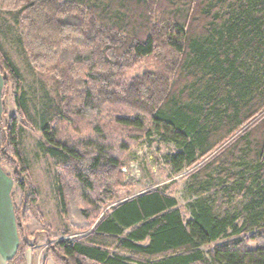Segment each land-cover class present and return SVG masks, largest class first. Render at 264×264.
<instances>
[{
  "label": "trees",
  "instance_id": "trees-1",
  "mask_svg": "<svg viewBox=\"0 0 264 264\" xmlns=\"http://www.w3.org/2000/svg\"><path fill=\"white\" fill-rule=\"evenodd\" d=\"M8 27L29 71L52 77L37 104L0 41L3 111L11 83L18 112L1 123L0 156L25 176L15 181L26 192L21 138L35 123L59 167L69 227L46 255L264 264V0H0V32ZM149 58L152 67L126 77ZM139 140L172 146L164 162L183 175L185 206L168 186L115 200L123 157ZM30 190L22 207L13 198L20 242L7 264L35 246L24 224L41 219Z\"/></svg>",
  "mask_w": 264,
  "mask_h": 264
},
{
  "label": "rangeland",
  "instance_id": "rangeland-1",
  "mask_svg": "<svg viewBox=\"0 0 264 264\" xmlns=\"http://www.w3.org/2000/svg\"><path fill=\"white\" fill-rule=\"evenodd\" d=\"M0 41L2 49L5 53L16 62L25 80L26 87L29 88L30 95L35 99L37 104H40L41 97L45 94L44 89L51 90L52 77L49 74L42 72H31L24 61L22 48L18 39V33L15 28L8 27L5 31L0 32ZM153 66V59L149 58L138 68L129 71L126 75L131 78L136 74H141L144 70ZM3 78L0 74V92L3 90ZM31 88V90H30ZM6 96L7 109L1 113L0 111V129L2 121L5 126L16 110V105L13 102L12 85L10 83L9 92ZM5 106V102L0 101V107ZM1 109V108H0ZM4 113V114H3ZM2 114V115H1ZM24 131L21 138V149L24 161L28 168L29 180L26 179L27 191H23L17 182L18 178L25 179L18 167H13L10 161H3L1 158L0 165L5 172H9L8 176L13 183V198L19 206H24L28 194L31 193L30 187L35 190L37 201L36 208L41 215V219L29 214L26 220L25 227L31 232L29 240L35 244L33 257L39 254L42 260L46 256V250L50 243H53L63 235L62 232L68 229L69 222L61 212V206L57 194L55 175L59 173L55 159L45 151L43 145V133L39 126L35 123L24 125ZM1 135V134H0ZM1 142V140H0ZM171 145H164L152 141H137L123 157L124 165L121 168L123 173V186L114 191L115 200H121L142 190L150 187L168 186L174 195L178 198L181 206H185L187 200L183 196L184 178L183 175L171 177L170 167L164 162L165 155L171 152ZM15 165V164H14ZM17 170V174H16ZM32 197L28 198L31 202ZM111 208V204L105 207ZM208 247V246H207ZM205 246L204 249H207Z\"/></svg>",
  "mask_w": 264,
  "mask_h": 264
},
{
  "label": "crops",
  "instance_id": "crops-1",
  "mask_svg": "<svg viewBox=\"0 0 264 264\" xmlns=\"http://www.w3.org/2000/svg\"><path fill=\"white\" fill-rule=\"evenodd\" d=\"M0 101L2 102V89ZM0 108L2 113L3 106ZM1 167L0 165V264H7L8 260L15 255L20 239L13 204V183L7 172ZM33 255L34 248L32 247L26 251V259L20 264H58L48 255L44 256L42 260H40L39 254L36 258Z\"/></svg>",
  "mask_w": 264,
  "mask_h": 264
}]
</instances>
